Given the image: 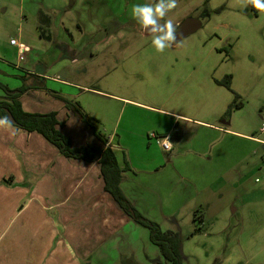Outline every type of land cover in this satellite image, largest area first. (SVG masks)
I'll use <instances>...</instances> for the list:
<instances>
[{"label":"rangeland","instance_id":"obj_1","mask_svg":"<svg viewBox=\"0 0 264 264\" xmlns=\"http://www.w3.org/2000/svg\"><path fill=\"white\" fill-rule=\"evenodd\" d=\"M18 1L13 0L16 7ZM125 2L133 6L154 3L155 0H106L94 4L96 6L90 10L97 21L99 33L96 37L105 36L103 40H106L107 36H112V39L94 45L87 43L90 37H83L78 43H73L62 33L58 42H66L69 50L53 65L56 59L49 57L54 55L55 47L59 44L47 47L33 38L25 43L31 50L28 58L43 56L42 61L51 62L50 67L54 69L60 67L59 64L68 67L72 57L86 60V66L81 71L82 84L104 95L96 92L95 96L84 94L83 98L87 100L89 110L107 117L101 121L88 109L84 110L77 101L72 102L93 119V125L100 134L114 126L120 109L121 114L123 112L121 103L110 100V95L145 106L142 109L126 106L119 125V132L123 127L129 134L130 146L134 150L132 158L139 166L148 162L151 163L148 167L156 168L161 163L160 159L166 163L169 157L146 136V141L138 143L137 140L136 143L135 140L140 133L144 135L149 131L151 125L148 121L159 117L157 110L218 127H221V122H227V129L264 140V135L258 131L261 117L264 116V12L259 11L254 16L247 0H177L176 7L166 19L171 18L174 24H180L192 18L198 20L201 26L163 54H158L151 46L154 34L141 29L136 20L132 24L123 23L122 17L114 22L108 21L111 6L115 10L120 6L123 10ZM47 3L48 0H45L44 5ZM40 6L42 0H24L23 7L27 12ZM9 7L1 21V48L6 51L2 54V60L24 68L23 62L20 65L15 61L16 45H10V40L19 41L18 28L21 30V26L17 23L18 9ZM74 17L76 21L79 15ZM92 47L94 55L91 58L87 52ZM13 72L21 75L20 71ZM226 75L231 76L230 90L215 83ZM52 94L49 96L52 100L51 110L61 109L60 119H69L63 133L72 136L74 143L80 144L87 132H80L79 119L73 114H66L62 103ZM235 95L238 98L234 101ZM237 103L241 105L234 106ZM184 125L187 124L179 121L177 128H183L185 132L179 144L175 140V131L169 139L173 146L172 154L176 152L174 155L179 156L172 166L166 167L167 172H174V179L169 184L163 181L161 186L155 183V187H152L151 181L139 174L138 180L149 185V191H152L150 197L154 202V205L146 204L148 217H144L158 224L165 232L172 224L162 219L163 215L176 206L171 204L177 202L176 191H180V199L186 191L188 200L177 202L176 209L181 215L180 230L176 231L181 239V264H264L262 145L234 134L224 135L196 128L192 124L186 129ZM187 144L188 154L185 155V150L181 148ZM197 144L203 147V155L200 162H190L191 150ZM159 176L161 174L155 177ZM206 184L211 185L213 191L218 189V192L204 199L189 196L193 187L199 190ZM172 195H175L174 201L170 202ZM195 209H200L199 212L203 214V224L191 222ZM195 226L200 228V232L192 234ZM137 227L143 233L139 240L141 264L145 258V264H151L154 260L163 263L158 249L149 241L148 230Z\"/></svg>","mask_w":264,"mask_h":264},{"label":"crops","instance_id":"obj_2","mask_svg":"<svg viewBox=\"0 0 264 264\" xmlns=\"http://www.w3.org/2000/svg\"><path fill=\"white\" fill-rule=\"evenodd\" d=\"M44 1L42 0V6L27 12L23 7L24 0L18 1V7L13 4V0H0V84L10 90L25 85L27 91L19 98L23 111L41 114L55 112L58 121L64 123L60 129L61 133L70 139L73 147H79L88 142V134H84L86 131L81 123L80 132L84 135L80 144L74 143L72 136L64 134L63 130L68 126L69 119H60L61 109L51 110L52 100L49 96L50 93H54L53 98L61 103L58 97L68 101L75 100L88 111L87 100L83 95L95 96L96 92L100 95L103 93L82 84L81 71L86 66L84 65L86 60L72 57L71 65L67 67L59 64L60 67L54 69L50 67L51 62L42 61L43 56L29 59L31 50L25 43L35 38L45 43L47 47L59 44L55 47L54 55L49 57L52 60L56 59L53 61L55 65L69 50L66 42H58L62 33L73 43H78L83 37H90L91 40L87 43L94 45L109 41L112 36H107L106 40H103L105 36L96 37L99 33L96 28L97 21L90 10L96 6L94 4L106 0H75L71 7L70 0H48L46 6ZM124 5L123 10L120 6L116 10L111 6L108 21L114 22L122 17L123 23H134L132 6L127 2ZM9 6L18 9L17 23L19 27L21 26V30L18 28L19 41L10 40V45H16L15 61L20 65L23 62L24 68L2 60V54L6 51L1 48L3 28L1 21L10 10ZM76 14L79 17L75 21ZM175 25L178 27L179 22ZM11 41L14 43L11 44ZM92 50L93 47L87 52L91 58L94 55ZM59 52L61 54L57 57ZM13 70L20 71L21 75L15 74ZM72 76L73 78H70ZM4 97L5 94L0 89V100ZM109 97L112 98L110 100L121 103L123 112L126 106L146 108L140 103L120 96ZM62 107L66 114H72L63 103ZM89 111L101 121L107 117L93 110ZM123 112L121 114V109L119 110L114 126L105 129L101 135L107 139V146L113 151L118 165L123 168L126 162L129 167L122 173L120 190L140 214L148 217L145 206L154 205L153 198L150 197L152 191H149L146 182L138 180L139 174L150 180L152 187H155V183L161 186L163 181L169 184L176 175L174 172H167L166 167L172 166L179 156L174 155L176 152L172 154L173 146L167 153L157 145L163 153L169 155L166 163L160 159L161 163L156 168L148 167V164H151L148 162L139 166L132 158L134 150L130 146L128 132L123 127L119 132ZM157 112L159 117L148 121L151 125L149 131L136 136V143L137 140L138 143L146 141L150 132L164 135L175 131V140L179 144L185 133L183 128H177L179 121H182L187 124L183 126L186 129L192 124L196 128L209 129L224 135L234 134L253 140L264 149V140L227 129L229 126L227 122H221V127H224L221 128L163 110ZM262 123L264 116L261 117L258 128L259 133L264 135L260 132ZM193 130L197 131L195 128ZM187 147L188 144L181 148L185 150V155L188 154ZM202 150L203 147L197 144L191 150L190 162H200ZM158 174L161 176L155 177ZM210 186L203 185L199 190L193 187L189 196L195 195L204 199L203 197L209 194L215 195L218 189L213 191ZM176 192L178 195L169 197L170 202L174 201L173 196L179 203L180 200H188L186 191L181 199L180 191ZM177 202L171 203L176 206L163 215L162 219L172 224L171 228L165 231L180 230L181 215L176 210ZM161 213L164 214L162 211ZM201 221L200 224H203V214ZM137 226L140 225L131 221L104 190V182L97 163L65 159L39 134L24 133L13 126L0 125V264H141L139 240L143 233ZM153 263L161 262L154 260L151 264Z\"/></svg>","mask_w":264,"mask_h":264},{"label":"trees","instance_id":"obj_3","mask_svg":"<svg viewBox=\"0 0 264 264\" xmlns=\"http://www.w3.org/2000/svg\"><path fill=\"white\" fill-rule=\"evenodd\" d=\"M75 0L69 1V7ZM254 16L256 11L249 4ZM217 85L230 90L231 76L226 75L221 81L215 82ZM0 89L4 92V99L0 100V118L10 116L13 118L12 126L24 133H37L51 144L57 152L68 160L81 161L86 163H97L100 174L104 182V190L114 199L120 209L130 218L131 221L148 230L149 241L158 249L163 263L157 264H181V239L178 233L171 231H161L158 224L152 222L140 214L132 203L123 195L120 190L122 173L129 167L125 162L123 168L118 165L113 151L107 146V139L96 131L93 119L86 116L77 103L58 97L65 108L76 116L81 122L83 129L88 134V142L79 147H73L68 137L63 135L60 129L63 122L58 121L55 112L49 113H28L23 111L19 98L27 91L25 85L20 88L10 90L0 84ZM234 96V101L237 100ZM241 103L234 106L238 107ZM197 209L193 212L192 223H200L202 213ZM200 232V228L194 227L192 234Z\"/></svg>","mask_w":264,"mask_h":264},{"label":"clouds","instance_id":"obj_4","mask_svg":"<svg viewBox=\"0 0 264 264\" xmlns=\"http://www.w3.org/2000/svg\"><path fill=\"white\" fill-rule=\"evenodd\" d=\"M256 11L264 12V0H247ZM247 4H244L246 7ZM177 5V0H155L150 4H134L132 16L141 29L154 34L151 39V46L158 54L172 47L177 39L176 25L173 19L167 18L168 13ZM0 125L12 126L8 116L0 118Z\"/></svg>","mask_w":264,"mask_h":264},{"label":"water","instance_id":"obj_5","mask_svg":"<svg viewBox=\"0 0 264 264\" xmlns=\"http://www.w3.org/2000/svg\"><path fill=\"white\" fill-rule=\"evenodd\" d=\"M200 26H201L200 22L192 18H187L184 21H182L176 29L177 39L172 45H175L177 42H179L186 36L194 33ZM10 120L12 122L14 121L11 116H10Z\"/></svg>","mask_w":264,"mask_h":264},{"label":"built area","instance_id":"obj_6","mask_svg":"<svg viewBox=\"0 0 264 264\" xmlns=\"http://www.w3.org/2000/svg\"><path fill=\"white\" fill-rule=\"evenodd\" d=\"M14 41H11V44H13ZM260 132L264 133V123L261 124ZM171 137V133H167L164 135H158L154 132H151L148 134L147 138L149 140L154 141L156 145H158L164 152H170L172 150V145L169 141Z\"/></svg>","mask_w":264,"mask_h":264}]
</instances>
